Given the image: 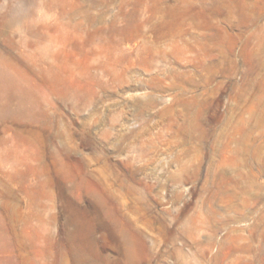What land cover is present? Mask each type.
I'll list each match as a JSON object with an SVG mask.
<instances>
[{
  "label": "rangeland",
  "instance_id": "374dc122",
  "mask_svg": "<svg viewBox=\"0 0 264 264\" xmlns=\"http://www.w3.org/2000/svg\"><path fill=\"white\" fill-rule=\"evenodd\" d=\"M0 264H264V0H0Z\"/></svg>",
  "mask_w": 264,
  "mask_h": 264
}]
</instances>
